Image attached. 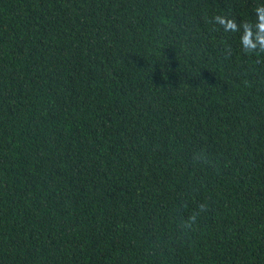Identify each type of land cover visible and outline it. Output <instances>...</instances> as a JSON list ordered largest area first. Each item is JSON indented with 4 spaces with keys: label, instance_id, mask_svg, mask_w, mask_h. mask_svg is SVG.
<instances>
[{
    "label": "trees",
    "instance_id": "16d2710c",
    "mask_svg": "<svg viewBox=\"0 0 264 264\" xmlns=\"http://www.w3.org/2000/svg\"><path fill=\"white\" fill-rule=\"evenodd\" d=\"M259 5L0 0V264H264Z\"/></svg>",
    "mask_w": 264,
    "mask_h": 264
},
{
    "label": "clouds",
    "instance_id": "9594fccd",
    "mask_svg": "<svg viewBox=\"0 0 264 264\" xmlns=\"http://www.w3.org/2000/svg\"><path fill=\"white\" fill-rule=\"evenodd\" d=\"M256 19L252 22H237L227 16L216 15L212 22L218 25L224 32H239L240 46L245 53L264 55V5H259L254 9ZM194 160L197 162L210 163L203 153L195 154ZM208 206L201 204L199 212L207 211ZM197 223V215L193 214L182 219L178 225L181 232L194 230Z\"/></svg>",
    "mask_w": 264,
    "mask_h": 264
}]
</instances>
